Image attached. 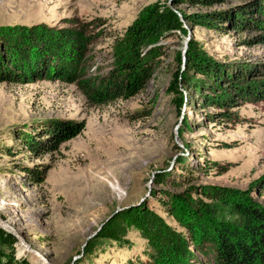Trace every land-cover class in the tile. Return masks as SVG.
<instances>
[{"label": "rangeland", "instance_id": "rangeland-1", "mask_svg": "<svg viewBox=\"0 0 264 264\" xmlns=\"http://www.w3.org/2000/svg\"><path fill=\"white\" fill-rule=\"evenodd\" d=\"M175 1L0 0V35L37 34L47 44L66 42L69 33L81 38L75 40L82 49L73 82L0 83V203L6 205L0 222L52 264H172L142 231L155 213L187 235L167 212L172 198L190 216L204 207L206 230L213 221H240L217 194L247 192L264 204L252 191L264 178V98L238 100L223 122L209 116L217 108L207 102V96L235 94L236 87L264 92V18L244 14L241 8L252 4L246 0ZM157 3L176 12L183 29L147 43L143 55L156 49L145 57L152 66L143 88L101 100L95 94L100 81L130 53V26ZM223 12L237 13L244 28L227 23L219 30L216 14ZM192 41L247 79L232 88L197 73L186 63ZM72 127L77 136L49 151L52 131ZM19 137L36 138L38 149L29 150ZM158 173L164 182H156ZM201 248L191 246L195 259L188 264L213 263L212 245ZM13 257L17 264H43L20 242L0 241V264Z\"/></svg>", "mask_w": 264, "mask_h": 264}, {"label": "trees", "instance_id": "trees-1", "mask_svg": "<svg viewBox=\"0 0 264 264\" xmlns=\"http://www.w3.org/2000/svg\"><path fill=\"white\" fill-rule=\"evenodd\" d=\"M196 1L212 4L216 0ZM246 1H250L252 4L241 8L244 14H252L254 11L257 17L264 18V0ZM179 3L181 1L176 0L174 5ZM236 14L231 15L229 12L216 14L217 23L220 24L219 30H226L227 23L232 29L244 28V21L238 19ZM261 23L264 24V22ZM182 29L178 14L170 8L163 7L159 3L146 7L127 32V46L130 53L122 57L117 68L112 69L107 77L100 81L95 94L105 102L136 94L147 82L152 66V63L145 62V57L148 55L153 57V51L156 49L152 48L148 55H143L147 43H152L160 36L173 30ZM36 35L29 34L27 37L0 35V83L27 84L48 78L74 81L71 76L73 69L77 66L82 49L75 42V40L81 39L79 35L69 33L66 35L69 39L66 42L56 43L54 42L56 40L53 39L54 41H50L51 44L45 42L44 36ZM197 46L198 42L196 41H192L189 45L186 56L187 66H193L197 73L203 74L209 81H215L216 85L222 83L235 88L236 81L247 79L245 71L238 70L236 72L224 69L204 50L197 49ZM141 48L143 50L139 51ZM44 53L46 56H43ZM208 87L209 90H213L212 85ZM235 91V94L227 93L226 96L216 99L207 96L208 104L217 108L216 113L209 114L216 122L219 120L223 122L232 117V109L237 106L238 100H244L246 96L259 97L260 100L264 98V92L259 93L257 89L236 87ZM77 134L78 131L74 127L61 129L59 132L52 131L48 150H56L60 144L73 139ZM19 139L29 150L36 151L38 149L36 138L19 137ZM9 154L11 153L9 152ZM156 178V182L165 180V176L161 173H158ZM252 191L258 192L260 197H264V178L253 185ZM216 196L221 203L233 208L240 217L239 222L213 221L210 228L206 230L203 228L205 222L202 221L206 219L207 212L201 211L204 207H199L200 210L197 208L192 213L193 216H190L186 209L187 206L180 205L176 201L177 199L172 198L168 203L167 212L187 231V235L176 231L155 213H151L152 217L150 218L146 217L142 231L150 235L164 249V259L172 264L179 262L188 264V261L195 257L191 246L198 249L205 243H210L213 247L212 264H264V204L252 200L247 192L234 191L230 196L224 194ZM125 215L122 213L106 224L107 230L109 228L113 230L120 222V218ZM0 241L9 242L11 246L19 242L13 234L2 227H0ZM201 249L202 252L205 250ZM32 258L37 259L36 257ZM15 261L13 257L9 264H13ZM165 262L159 264H165ZM15 263L17 264V261ZM156 264L158 263L156 262Z\"/></svg>", "mask_w": 264, "mask_h": 264}, {"label": "water", "instance_id": "water-1", "mask_svg": "<svg viewBox=\"0 0 264 264\" xmlns=\"http://www.w3.org/2000/svg\"><path fill=\"white\" fill-rule=\"evenodd\" d=\"M0 227L4 228L5 230H7L9 233L13 234L18 241L21 243V245L26 249L27 252L33 254L35 257L41 259V261H43L46 264H52L51 262H49V260H47L45 257H43L39 252L33 250L31 247H29L27 245V243L25 242V240L23 239V237L20 235L19 232H17L13 227H9L8 225H2L0 222Z\"/></svg>", "mask_w": 264, "mask_h": 264}, {"label": "bare ground", "instance_id": "bare-ground-1", "mask_svg": "<svg viewBox=\"0 0 264 264\" xmlns=\"http://www.w3.org/2000/svg\"><path fill=\"white\" fill-rule=\"evenodd\" d=\"M0 209H6V205H5V201H3L2 203H0ZM4 225H6V224H4ZM24 248V247H23ZM25 249V248H24ZM25 251H26V249H25ZM27 252V251H26ZM30 256H32V257H35L33 254H31V253H29V252H27ZM37 258V257H36ZM37 259H39V258H37ZM40 261H41V259H39ZM43 264H46V263H44L43 261H41ZM50 262V261H49Z\"/></svg>", "mask_w": 264, "mask_h": 264}]
</instances>
